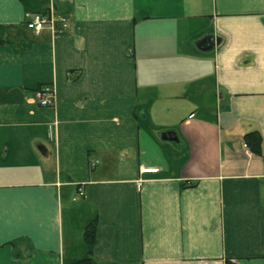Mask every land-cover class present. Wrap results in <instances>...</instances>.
Returning <instances> with one entry per match:
<instances>
[{"label":"crops","instance_id":"0c3cea01","mask_svg":"<svg viewBox=\"0 0 264 264\" xmlns=\"http://www.w3.org/2000/svg\"><path fill=\"white\" fill-rule=\"evenodd\" d=\"M4 32L0 264H264V0H0Z\"/></svg>","mask_w":264,"mask_h":264},{"label":"built area","instance_id":"2783aa9c","mask_svg":"<svg viewBox=\"0 0 264 264\" xmlns=\"http://www.w3.org/2000/svg\"><path fill=\"white\" fill-rule=\"evenodd\" d=\"M25 26L28 30L39 34L48 29L52 35L65 34L70 28V19L63 13L56 10L54 6L45 11H37L26 15ZM38 104L43 107L53 106L55 103L52 87L40 88L37 92ZM158 168H141V174L156 173ZM139 180L138 183H142ZM81 191V190H80Z\"/></svg>","mask_w":264,"mask_h":264},{"label":"trees","instance_id":"16d2710c","mask_svg":"<svg viewBox=\"0 0 264 264\" xmlns=\"http://www.w3.org/2000/svg\"><path fill=\"white\" fill-rule=\"evenodd\" d=\"M6 42H7V40L5 39V37L0 35V46L6 44ZM38 90H37V92H38ZM245 139L254 152H256V153L261 152L262 137H261V134L259 132H257V131L250 132L245 136ZM94 236H95L94 223H91L87 227L86 237L88 240H93Z\"/></svg>","mask_w":264,"mask_h":264},{"label":"rangeland","instance_id":"374dc122","mask_svg":"<svg viewBox=\"0 0 264 264\" xmlns=\"http://www.w3.org/2000/svg\"><path fill=\"white\" fill-rule=\"evenodd\" d=\"M3 36L5 37V39L7 41H11V42H17L18 43V39L19 37H16L15 33H11V32H8V33H3ZM37 105H38V99H37ZM38 107V106H37Z\"/></svg>","mask_w":264,"mask_h":264}]
</instances>
